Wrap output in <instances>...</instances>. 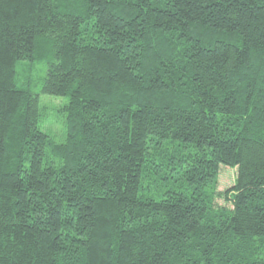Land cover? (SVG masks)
I'll list each match as a JSON object with an SVG mask.
<instances>
[{"label": "trees", "instance_id": "16d2710c", "mask_svg": "<svg viewBox=\"0 0 264 264\" xmlns=\"http://www.w3.org/2000/svg\"><path fill=\"white\" fill-rule=\"evenodd\" d=\"M0 264H264V0H0Z\"/></svg>", "mask_w": 264, "mask_h": 264}, {"label": "rangeland", "instance_id": "374dc122", "mask_svg": "<svg viewBox=\"0 0 264 264\" xmlns=\"http://www.w3.org/2000/svg\"><path fill=\"white\" fill-rule=\"evenodd\" d=\"M27 63V61H26ZM30 64V63H27ZM33 71V81L31 84V75L29 79L30 89L34 92L40 93V104L44 109L42 111V116L40 119V127L48 132L56 141H63L65 139V123H64V115H63V106L67 103L66 96H56L47 94L42 92L41 87L43 85V80L47 71V64L44 61H35L33 65H31ZM31 69V70H32ZM21 72L19 77L21 79ZM22 80L26 81V77H23ZM237 177V168L230 167L224 164H221L220 168V176H219V190H225L231 187L236 180ZM217 202L221 205L231 206V203L225 200L223 197L218 198Z\"/></svg>", "mask_w": 264, "mask_h": 264}]
</instances>
